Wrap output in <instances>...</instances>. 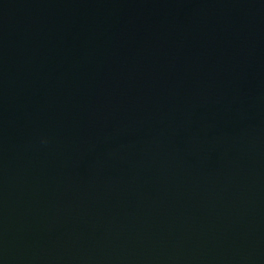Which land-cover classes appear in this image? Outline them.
Returning <instances> with one entry per match:
<instances>
[{
	"label": "water",
	"instance_id": "1",
	"mask_svg": "<svg viewBox=\"0 0 264 264\" xmlns=\"http://www.w3.org/2000/svg\"><path fill=\"white\" fill-rule=\"evenodd\" d=\"M0 264H264V0H0Z\"/></svg>",
	"mask_w": 264,
	"mask_h": 264
}]
</instances>
